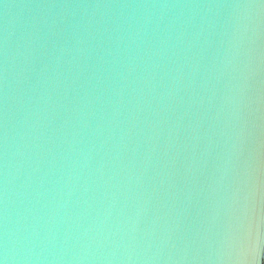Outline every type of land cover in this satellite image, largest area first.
Returning <instances> with one entry per match:
<instances>
[{
	"label": "water",
	"instance_id": "water-1",
	"mask_svg": "<svg viewBox=\"0 0 264 264\" xmlns=\"http://www.w3.org/2000/svg\"><path fill=\"white\" fill-rule=\"evenodd\" d=\"M0 264H264V0H0Z\"/></svg>",
	"mask_w": 264,
	"mask_h": 264
}]
</instances>
